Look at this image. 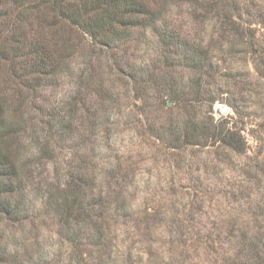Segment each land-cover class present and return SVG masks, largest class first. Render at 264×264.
Instances as JSON below:
<instances>
[{
    "label": "trees",
    "instance_id": "obj_1",
    "mask_svg": "<svg viewBox=\"0 0 264 264\" xmlns=\"http://www.w3.org/2000/svg\"><path fill=\"white\" fill-rule=\"evenodd\" d=\"M245 11L251 16L247 25L243 23ZM186 14L220 28L222 39L233 34L239 42L250 44L251 61L264 69V41L253 26L258 22L264 31V17L253 3L0 0V220L28 225L26 220L40 198L44 210L38 213L56 224L57 238L69 249L68 264L129 261L132 252L120 249L122 258L115 252L120 237L116 232L125 233L126 240L141 235L138 242H145L141 230L150 229V225L154 230L164 223L168 211L146 210L142 218L136 214L127 159L119 155L113 162L106 160L100 135L111 136V125L118 123L114 117L128 109L136 127L143 120L150 121L143 127L144 134L148 132V139L160 142L176 171L191 175V179L196 173L195 183H201L199 188L181 185L193 188L194 198L172 213L170 242L181 247V258L166 263L188 264L191 249L217 252L233 239L234 247L239 245L237 254L244 253L252 264H264L262 246L248 233L240 236L238 243L233 228L228 230L231 237L221 239L222 227L216 226V231L204 228L205 221L215 215L211 209L213 191L218 193L223 182L220 164L231 162L247 145L240 131L205 109L217 100L213 92L206 95L209 91L203 89L202 81L211 67L214 39L205 47L204 39L197 43L183 35L185 22L179 18ZM139 31L143 36L148 32L155 35L158 51L155 59L136 65L128 47L120 52L122 44ZM221 42L222 49L225 42ZM109 56L112 61L106 63L104 57ZM181 66L197 71L199 78L178 76ZM233 102L230 104L237 109ZM203 150L214 152L216 171L212 174L217 181L209 175L208 160L201 159L202 167H194V158ZM37 164L46 166V184L36 181ZM200 170L206 178L202 179ZM33 184L40 185L34 198L28 194ZM38 213L30 218L34 221ZM259 213L264 215V206L259 207ZM9 246L0 247V264H28L29 253L21 243ZM39 254L40 260L34 264H51L49 258L58 255L48 250Z\"/></svg>",
    "mask_w": 264,
    "mask_h": 264
},
{
    "label": "rangeland",
    "instance_id": "obj_2",
    "mask_svg": "<svg viewBox=\"0 0 264 264\" xmlns=\"http://www.w3.org/2000/svg\"><path fill=\"white\" fill-rule=\"evenodd\" d=\"M241 2L247 5L253 3L256 5V10L261 11L262 17H264V0H241ZM243 17V23L247 25L246 21L251 16L245 11ZM179 21L185 22L182 34L192 37L195 42L198 43L201 39H204L203 45L210 47V40L213 41L214 39L212 43L214 46L210 47L212 53L211 67L202 77V81L206 87L203 89H208L209 91L206 95L210 94L212 96L211 92H213L217 100L211 108L207 107L205 109H208L216 119L221 118L227 121L228 127L240 131L247 145L245 151L240 155H234L231 162L220 164L219 177L223 182L220 184L221 190L218 193L213 191L216 195L215 201H212L214 205H212L211 209L215 215L210 216L205 221L204 228L216 231L217 229H214L216 226L222 227L223 235L221 234L220 239L226 235L231 237L228 230L233 228L235 235L238 236L235 238L237 242L241 240L240 236L243 237L244 233H248V237H254L255 242H259L264 250V215L259 213V207L264 206L263 66L258 67L251 61L249 52V46L251 45H247L242 40L239 42L236 35L231 34L229 37L222 39L220 28L219 30L216 27L213 28L211 22L207 24L201 20H195L188 14L180 17ZM206 26L207 28L205 29ZM253 26L257 30L260 41L262 39L264 41V31L261 24L257 22ZM221 40L225 42L222 49L219 46L222 44ZM246 40H249V37ZM122 45L124 47L120 54L128 47L129 54L132 53V61L136 65H139L144 60L155 59L158 51H156L155 35L152 32H148L143 36V33L139 31L132 40ZM244 57H247V60ZM104 60L106 63H111L112 57H104ZM182 67L178 69V76L183 73L184 78L188 80L199 78L200 75L197 71ZM113 78L114 76L111 79ZM62 93L61 91L59 92V97L63 96ZM230 101H234L233 104L236 105L237 109L230 104ZM122 112H118L114 117L118 123L111 125L110 134L112 133V135L109 136L105 133L106 138L100 135V142L104 144L103 146L106 149L104 153L108 155L106 160H109V163L113 162L119 155H124L127 159L125 164L128 165L129 177L133 179L130 190L133 194L135 193L133 201L136 214H140L142 218L146 214V210L148 212L166 210L168 211V216L164 223L158 222L160 224L154 230L151 225L150 229H146L143 225L144 228L141 231L144 232V238L147 239L145 242H138V239L142 237L141 235L134 237L131 235L126 240L125 233L116 232L120 237L116 240L119 247H117L115 252L118 253V256H120V249L126 250L127 254L132 252L131 259L125 264L171 263L173 257L181 258V247L173 246L174 243L172 245L170 242L169 225L173 218L172 213L175 209H184L185 203L192 201L194 198V189H186L181 185L190 187L195 184V187L199 188L201 183L198 181V185L195 183L194 176L197 175L196 173L193 174L191 179V175L177 172L173 164L167 159L168 156L164 153L160 142L154 140V144V141L148 139L147 136L149 134L148 132L144 134L145 129L143 127L149 125L150 121L143 120L136 127L130 122L128 109ZM152 117L155 118L154 116ZM148 127L146 129L150 131ZM212 148L210 147L213 151ZM205 150L194 158V167L199 164L201 168L202 164L199 161L201 159L208 160L210 166H206V168H209V175L213 177V181H217L216 176L212 174L213 171H216V166H214V161H212L214 152L208 153ZM30 157H32L31 151L27 154V158L29 159ZM64 161H62L63 165H65ZM48 165L50 164L48 163ZM170 166L173 169H170ZM36 167L35 172L38 175L36 181L41 180L43 184H46L49 181L48 179H43L48 174L46 166L37 164ZM200 176L204 179L207 174H203L200 170ZM207 181L208 179H206ZM39 187L40 185L33 184L32 191L28 193L29 196L34 198L36 193H40ZM207 197L206 195V205L210 203ZM233 197H237L239 201L234 200ZM35 205L34 212H32L30 217L33 213L44 210L40 198L36 200ZM29 218L26 220L29 223L28 225L13 224L9 220L1 219L0 247L5 249L6 243H8L10 249L14 247V243H21L25 252L28 250L27 258L30 257L28 264H34L40 260L39 253L41 250L42 252L48 250L58 254L49 258L51 264H68L70 259L69 249L67 245H61L57 238L58 236L55 232L56 224L52 219L47 216L45 218L44 213H40L34 221L33 217ZM205 219L206 217L203 216L202 222ZM131 232L132 229L130 228L129 233ZM213 237L215 238V235ZM236 244L232 239V242L222 244L223 248H218L217 252L191 249L189 251L191 256L187 263L252 264L244 256V253L237 254L240 249L239 245L234 247ZM34 249L37 250L34 251ZM224 249L226 250L225 252ZM120 257L122 258V256Z\"/></svg>",
    "mask_w": 264,
    "mask_h": 264
}]
</instances>
